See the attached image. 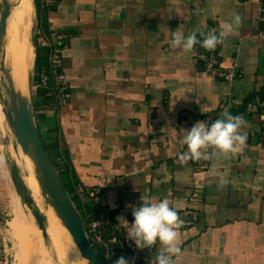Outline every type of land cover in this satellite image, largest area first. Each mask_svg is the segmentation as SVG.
Instances as JSON below:
<instances>
[{"label":"crops","instance_id":"crops-1","mask_svg":"<svg viewBox=\"0 0 264 264\" xmlns=\"http://www.w3.org/2000/svg\"><path fill=\"white\" fill-rule=\"evenodd\" d=\"M52 2L37 31L47 36L52 28L67 36L62 58L70 98L59 105L34 87L44 144L68 153L77 184L100 189L125 242L132 243L124 222L134 219L129 205L139 206L147 195L167 199L178 214L190 207L198 212L193 226L178 229L175 264H264V142L261 118L247 114L245 106L252 95L264 99V0ZM234 14L242 23L219 49L223 68L236 72L233 80L204 72L199 44L191 53L171 47V32L178 28L202 39L199 32L218 33ZM28 45V67L17 71L24 74L23 95L34 53L36 59L30 39ZM7 50L5 62L12 53ZM35 76L34 69V86ZM222 105L247 121L242 151L223 157L209 148L207 159L182 165L184 131L197 121L211 124L208 117L224 111ZM195 191L199 200L191 205ZM21 216L16 206L17 223ZM146 249L136 264H155L159 242Z\"/></svg>","mask_w":264,"mask_h":264},{"label":"rangeland","instance_id":"rangeland-1","mask_svg":"<svg viewBox=\"0 0 264 264\" xmlns=\"http://www.w3.org/2000/svg\"><path fill=\"white\" fill-rule=\"evenodd\" d=\"M40 4L43 14L44 0H40ZM8 6L11 14L7 20L5 36H0V44L5 43L6 49L8 47V50L12 52L9 55L6 53V62L8 67H12L16 87L21 89L24 74L17 72L19 46L27 32L28 42L30 39L34 50L40 37L37 30L40 27L38 21L41 17L37 16L35 0H8ZM3 62L0 47V104L2 108L4 102L9 100L6 92L9 82L2 71ZM34 62L35 53L33 68ZM19 150L6 117L4 121L0 117V264H23L24 261L26 264H72L71 257L74 253L79 254V251L68 231L41 196L40 185L35 178V173L33 172L31 175L32 180H29L27 173L21 167L18 168L20 176L23 177L22 181L24 180L32 193L31 197L26 189L27 196L33 201L31 205L24 201L13 184L11 165L15 162L9 157H11V153L17 155ZM20 161L22 162V159ZM16 206L22 212L21 220L18 223L14 219ZM34 211H38L40 214L46 234L39 230L32 215ZM5 241L7 246L4 248ZM22 252H25L26 258L22 257ZM78 264H86L80 254Z\"/></svg>","mask_w":264,"mask_h":264},{"label":"clouds","instance_id":"clouds-1","mask_svg":"<svg viewBox=\"0 0 264 264\" xmlns=\"http://www.w3.org/2000/svg\"><path fill=\"white\" fill-rule=\"evenodd\" d=\"M241 23L242 17L234 14L230 22L221 25L218 33L199 32L202 39L197 38L195 31L186 36L178 28L171 32L170 45L184 53L193 52L197 44L207 51H215L217 46H226L227 38ZM246 124L247 121L242 115H233L227 109L211 124L197 121L190 129L184 131L182 142L187 146V151L178 155L179 162L186 165L190 160L207 159L206 152L209 148L223 157L242 151L247 136L241 134V129ZM223 184L224 181H221L220 186ZM141 200L139 206L129 205L134 219L130 224L124 221L127 239L139 250L151 248L159 242L161 249L155 255V264H175L174 257L181 251L178 246V229L182 227L183 220L167 199L155 201L146 195L142 196ZM71 261L72 264H78L79 254L74 253ZM114 264H130V261L121 256Z\"/></svg>","mask_w":264,"mask_h":264},{"label":"water","instance_id":"water-1","mask_svg":"<svg viewBox=\"0 0 264 264\" xmlns=\"http://www.w3.org/2000/svg\"><path fill=\"white\" fill-rule=\"evenodd\" d=\"M0 11V36L4 37L7 20L11 14L8 0H1ZM2 45L3 43L0 44L1 49ZM2 68L9 82L4 62ZM29 86L31 88L29 100H26L9 85L6 86L9 100L4 102L3 113L13 131L18 146L24 154L29 155L33 160L36 177L45 203L53 209L63 227L69 232L80 256L86 264H105L100 253L91 244L82 216L74 205L62 178L45 149L33 101L34 68ZM11 178L18 193L26 203H29L28 205H31L33 201L26 194V187L15 163L11 165ZM32 215L38 228L43 231V234H46L45 225L38 211H34Z\"/></svg>","mask_w":264,"mask_h":264},{"label":"built area","instance_id":"built-area-1","mask_svg":"<svg viewBox=\"0 0 264 264\" xmlns=\"http://www.w3.org/2000/svg\"><path fill=\"white\" fill-rule=\"evenodd\" d=\"M45 7H50L52 5V0H44ZM259 21L264 23V4H261L259 7ZM214 31V30H211ZM210 32V31H209ZM41 43L43 46L50 49L49 53V68L43 69L39 75V82L34 87L36 89L49 90L51 94L55 97L59 105H65L70 98V89L67 84V77L63 72V58L62 53L65 49V41L67 36L65 33L58 31L57 29H50L47 36L40 34ZM220 46H217L215 51H207L200 44L198 45L197 59L203 65L204 72L209 75L216 77L222 81H231L235 78V70H225L222 66L220 55H219ZM222 109L225 110V106L222 105ZM223 112V111H222ZM221 112V113H222ZM221 113H218L215 117L210 118L211 121H214L216 117H220ZM246 113L261 118V125L259 131V137L264 142V99L255 98L250 102L246 109ZM78 193L83 195H89L88 199H93L95 202L102 200V195L100 189L89 190L86 185H79ZM199 200V193L194 192L190 196L189 202L191 205H194ZM183 220L181 228H189L193 226L199 219L198 212L192 207L187 208L181 214H178ZM111 227V230L104 232V235L109 236L108 238L104 237L100 231ZM86 229L87 236L89 237L91 244H98L104 254L103 260H117L119 257L124 256L129 259L130 264H136L135 257L139 253H143V250L135 248L134 243L122 242L117 233H120L118 225H114L110 217L102 219L100 221L93 222ZM158 244V242H157ZM154 245L151 248L146 250H153L156 248ZM6 241L4 242V248L6 247ZM134 258V259H133Z\"/></svg>","mask_w":264,"mask_h":264},{"label":"trees","instance_id":"trees-1","mask_svg":"<svg viewBox=\"0 0 264 264\" xmlns=\"http://www.w3.org/2000/svg\"><path fill=\"white\" fill-rule=\"evenodd\" d=\"M35 7L37 10V16L41 17V22H42V16H43V18L45 17L46 7H43V8H45V9H43L44 10L43 14L41 13V10H40V8H41L40 0H35ZM42 25H44V24L42 23ZM41 38H42V36L38 38V41H37L38 43L35 44L36 59H35L34 69H35L36 80H39V75L43 69L49 68L48 57H49L50 49L42 45V43L40 41ZM37 93L40 96L46 95V98H48V97L51 98L53 96L49 90L39 89L37 91ZM254 99H255V96L252 95L251 98L249 99V101H247L245 103V106L248 107L250 102ZM36 108L38 110V105H36ZM42 119H43L42 117L37 115V121H38L39 127H40V124L42 122ZM44 145H45V149H46L52 163L54 164L56 170L58 171L60 177L62 178V180L66 186V189L72 198L74 205L76 206L79 213L81 214L84 225L87 228V230H88V226L90 224H92L93 222L100 221L102 219H106L107 217H110L111 220L113 221L114 225L116 224L119 226L120 233H117V237H119V239L122 242H125L124 230L117 223L112 212L109 211L107 209V207L105 206V204L103 203V198H102V200L95 202L93 199H91V200L88 199L89 195H87V194L81 195L78 193V187H79V185H82V184H77L78 181L75 180L77 177L71 171V169L69 167L70 165L68 163L69 162L68 161L69 160L68 153H64V154L61 153L58 145H56V144H54V145L44 144ZM64 159L66 160V163H64ZM87 187L89 190L99 189L97 187H90V186H87ZM107 230H111V227L100 230V231H102L101 234L104 237L107 236V235H104V232H105V234H106V232H108ZM108 237L109 236H107L106 238H108ZM94 248L100 253L102 258L104 259V254H103V251L101 250L100 246H98V244L95 243ZM104 262H105V264H114L115 260L109 261V260L105 259Z\"/></svg>","mask_w":264,"mask_h":264},{"label":"bare ground","instance_id":"bare-ground-1","mask_svg":"<svg viewBox=\"0 0 264 264\" xmlns=\"http://www.w3.org/2000/svg\"><path fill=\"white\" fill-rule=\"evenodd\" d=\"M0 3H1V0H0ZM1 50H2V58H3V61H4V65H5V68H6L7 72H8V78H9V84L8 85L12 89H14L17 93L21 94L26 100H29L30 99V91H31V88L29 86V83H30V79H31V76H32V68H33V61H34V59H33V61H31V76L30 77L28 76V80H27V93L23 95V93L21 92V89H19L18 87H16L15 80H14V75H13V72H12L13 71L12 70V67H8L7 66V63L5 62V52H6V44L5 43H3ZM19 55H20V58H21V61L19 63V68L20 69H25L26 67H28L27 64H28V55H29V45H28V41H27L26 35L23 36V39H22V41L20 43V46H19ZM2 109H3L2 108V105L0 104V117L4 121L5 120V115H4ZM9 158H11L13 160V162L16 163V165H17L18 168L21 167L27 173V179L32 180L31 175H32L33 172L35 173V168H34L33 160L31 159V157L29 155L24 154L23 151L20 148V150H19V152H18L17 155L11 153V157H9ZM20 159H22V162L20 161ZM34 175H35V178L37 180L36 173ZM21 178L23 179L22 176H21ZM22 182H23L24 186L26 187V189L28 190V192L30 193V195L32 197V193L27 188L24 180ZM37 182H38V180H37ZM45 208H46V206H45ZM24 253L25 252H22V257L23 258H26L25 255H24ZM23 264H26V262L24 261Z\"/></svg>","mask_w":264,"mask_h":264}]
</instances>
